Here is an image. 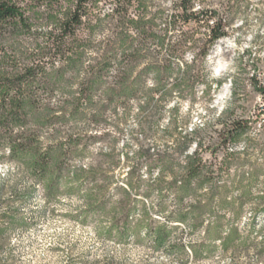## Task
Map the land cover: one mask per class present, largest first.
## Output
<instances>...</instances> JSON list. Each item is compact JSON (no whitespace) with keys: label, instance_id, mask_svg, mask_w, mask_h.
I'll use <instances>...</instances> for the list:
<instances>
[{"label":"rangeland","instance_id":"374dc122","mask_svg":"<svg viewBox=\"0 0 264 264\" xmlns=\"http://www.w3.org/2000/svg\"><path fill=\"white\" fill-rule=\"evenodd\" d=\"M172 1L153 0L151 9L167 13ZM194 7L227 16L228 34L211 46L192 96L171 99L150 133L139 126L142 95L125 117L119 105L99 122L82 117L56 125V137L80 134L83 150L69 158L70 178L51 198L50 175L42 182L28 171V157L13 160L0 151V264H264V0H195ZM198 31L203 38L204 27ZM13 46L32 45L19 38ZM194 53L187 49L184 59L189 63ZM236 120L245 128L225 137ZM36 127L48 142L50 128ZM95 133L100 137L89 138ZM146 146L166 156V169L145 164L140 150ZM193 160L200 173L184 181L181 168ZM132 167L140 180H125ZM173 181L185 185L175 190ZM71 183L74 190L67 191ZM124 201L134 228L122 238ZM150 225L169 231L167 244H153ZM233 230L224 249L218 235Z\"/></svg>","mask_w":264,"mask_h":264},{"label":"trees","instance_id":"16d2710c","mask_svg":"<svg viewBox=\"0 0 264 264\" xmlns=\"http://www.w3.org/2000/svg\"><path fill=\"white\" fill-rule=\"evenodd\" d=\"M194 3L172 1L171 11L165 13L151 9L153 0H0V151L6 149L13 160L28 157V171L42 182L50 175L46 198L58 194L69 176V158L83 150L80 134L70 131L56 137V125L82 117L99 122L107 109L119 105L125 117L130 103L142 95L139 126L146 135L171 99L192 96L193 85L202 80L205 57L229 27L228 17L217 9H196ZM201 26L203 38L197 35ZM19 38L32 46L15 49ZM189 48L195 53L188 63L184 53ZM67 78L72 81L69 86ZM149 79L152 86L146 87ZM54 94L56 103L45 101ZM240 122H230L224 128L225 137L235 138L245 128ZM36 126L50 128L48 142L41 140ZM99 137L97 133L89 136ZM184 142L180 153L186 150ZM195 145L196 153L200 142ZM152 148L140 150L145 164L158 171L166 169L168 159L155 148V155L150 153ZM181 169H185L183 180L188 181L199 175L201 167L193 160ZM132 178L141 179L135 167L125 180ZM169 185L176 190L182 184ZM68 186L67 191L74 190L73 183ZM120 211L117 228L123 238L134 228L132 207L125 203ZM235 232L218 235L224 249ZM148 236L162 247L169 231L150 225ZM177 244H169L170 249H177Z\"/></svg>","mask_w":264,"mask_h":264}]
</instances>
